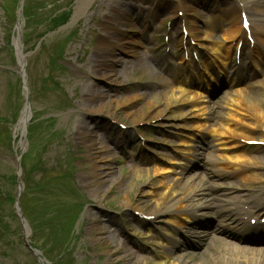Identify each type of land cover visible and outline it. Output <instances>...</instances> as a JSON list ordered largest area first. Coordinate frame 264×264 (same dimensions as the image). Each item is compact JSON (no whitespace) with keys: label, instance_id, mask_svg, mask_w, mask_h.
<instances>
[{"label":"rangeland","instance_id":"rangeland-1","mask_svg":"<svg viewBox=\"0 0 264 264\" xmlns=\"http://www.w3.org/2000/svg\"><path fill=\"white\" fill-rule=\"evenodd\" d=\"M235 1L198 0L206 6L193 4L194 10L179 12L174 0H90L70 26L58 30L71 20L80 0H24L20 18L21 0H0V178L15 175L14 157L19 153V148L14 152L7 147L20 141V130L15 138L13 130L24 106L13 45L18 27L31 114L21 158L20 179L26 185L19 206L27 224L37 226L45 204L59 200L60 223L52 222L34 237L50 264H171L178 257L185 264H215L218 252L227 253L217 238L264 250L250 230L252 220L264 217L246 204L264 194V142L257 137L244 143V150L249 158H257L258 180L211 178L206 139L185 176H203L207 185H217L201 200L210 201V208L200 210L196 221L182 229L163 219L150 224L152 217L146 215L153 208L147 192L161 195L158 182L169 177L153 175L154 160L173 157L170 146L177 130L174 119L157 117L161 108L148 103L180 77L176 43L186 34L182 24L193 21L199 28L209 9L217 7L219 14ZM63 12L69 15L67 22L52 30L49 21ZM120 12L128 15L118 20ZM142 21L147 23L142 26ZM234 64L245 74L252 69L244 56ZM215 80L208 98L216 109L226 83ZM128 99L132 104L124 107ZM40 184L53 192L39 193ZM0 186L15 202L16 184L4 180ZM236 195L241 201L233 205L229 198ZM14 202L4 205L3 221L15 234L9 232L0 243V264H38L23 246L21 225L11 220ZM129 205H138L141 212L134 213ZM229 211L238 213L240 222L227 221L226 233L219 234L214 230L221 223L217 212ZM245 211L249 214L243 215ZM172 231L178 241L170 249L174 243L165 234ZM158 239L168 242L169 252L156 245ZM63 240L68 241L62 249Z\"/></svg>","mask_w":264,"mask_h":264},{"label":"bare ground","instance_id":"bare-ground-1","mask_svg":"<svg viewBox=\"0 0 264 264\" xmlns=\"http://www.w3.org/2000/svg\"><path fill=\"white\" fill-rule=\"evenodd\" d=\"M89 1L80 0L73 19L79 17ZM174 1H177L176 8L179 12L194 10L197 5L206 6L198 4V0H193L192 5ZM215 10L217 7L208 10L209 16L200 21L202 25L199 28L195 27L193 21L187 24L181 22V28L186 34H180L176 43L180 52L177 62L180 77L165 92L151 96L148 103L152 108H161L157 117L168 115L167 118L174 119L177 124L170 146L173 157L154 160L152 167L153 175L169 177H163L158 182L157 190L161 195L157 191L147 192L153 204L152 212L146 214L147 217H152L150 222L147 221L150 224L163 219L174 226V229H182L196 221L200 210L210 208V201L202 203L201 200L208 190L216 191L217 185H207L203 176H185L189 162L195 159L201 142L206 139L209 140V150L205 159L210 165L211 178L220 180L235 176L258 180L255 168H259V163L257 158L251 159L245 154L244 143L252 141L254 137L264 142V0H236L232 5L218 9L219 14ZM127 15L120 12L118 20ZM241 15L248 21L246 29L241 25ZM147 18L148 15L145 16ZM146 23L142 21V26ZM191 42H194L193 46ZM237 56L238 59L244 56V60L249 62L252 69L248 70V74L235 66ZM245 75H248V80ZM215 79L226 83L216 109L208 98L209 88ZM245 81L249 82L248 86ZM137 98L139 96L132 99ZM123 104L128 107L132 103L128 99ZM126 113L129 116L131 112ZM220 160L228 163L225 166L220 165ZM211 200L220 199L213 197ZM262 200L264 194L246 201V204L257 208V214L264 217ZM229 201L234 205L241 199L236 195L230 197ZM129 208L134 213L141 212L138 205H129ZM244 213L243 215H247L249 211ZM237 215L238 213L230 211L217 212L221 223L214 230L219 234L226 233L224 228H227V221L240 222ZM250 220L251 218L247 222ZM256 221L252 220L251 237L259 241L257 243L263 244L264 222ZM172 232L165 234L174 243L170 249L175 248L178 241L175 238L177 234ZM216 240L223 244L222 247L227 253L218 252L213 258L215 264H264L263 249H245L227 244L221 238ZM156 245L166 253L170 251L165 248L168 242L164 240L158 239ZM171 264L185 263L178 257Z\"/></svg>","mask_w":264,"mask_h":264},{"label":"trees","instance_id":"trees-1","mask_svg":"<svg viewBox=\"0 0 264 264\" xmlns=\"http://www.w3.org/2000/svg\"><path fill=\"white\" fill-rule=\"evenodd\" d=\"M68 17H69V15L66 14L65 12H63L61 15H56L53 19H51L49 21V23L52 25L51 26L52 30L56 29L57 27H59L63 24H65L68 20ZM2 72L13 74L12 72H10L8 70H3ZM34 127H35V125H32L31 128H29V130H30L29 134H33L32 130ZM51 135H53V133ZM7 147L8 148L10 147V150L12 151L11 143H8ZM22 163H23V161L21 160V164ZM26 178H28V177L26 176ZM4 180L9 182L10 184H13L14 186L16 184V178H15V175H13V174L12 175H6V176L0 178L1 182H4ZM24 184L26 185V182ZM40 188H41V190L39 191V193L46 194V190H48L50 192V194L53 192V188L51 189L48 185L46 186V184H42V185L40 184ZM1 189L2 188L0 186V243L3 241V238H5L9 234V232L15 234V230L11 229L9 231V226L6 225L7 220L3 221L4 218L2 216V214H4V210H5L4 205L6 203L11 205V203L14 202L13 195L7 194L6 192H4ZM53 199H54V197H53ZM53 199H51V200H53ZM55 199H54L55 202L49 201L45 204L46 206H45L44 214L42 216V222H38L37 226L33 223H29V226L31 228V237L33 236V239H31L30 244L32 247L38 249L47 260H48V257H47L46 250L44 248H42V246H39L35 242L34 237L36 236V233H38V232L41 233L43 231V229H45L52 222H56L59 220V223H60V219H62V216H61L62 215V213H61L62 206L60 205L59 200H57V199L55 200ZM64 207H65V209L70 208L67 204H64ZM72 207H74V206H72ZM75 209H76V207H75ZM11 220L13 222H15L16 224L19 223L18 219H16L14 212H12V219ZM67 241L68 240H63L62 245H61L62 249H63L64 245L67 243Z\"/></svg>","mask_w":264,"mask_h":264},{"label":"water","instance_id":"water-1","mask_svg":"<svg viewBox=\"0 0 264 264\" xmlns=\"http://www.w3.org/2000/svg\"><path fill=\"white\" fill-rule=\"evenodd\" d=\"M24 0L21 1L20 4V9L18 11V17L20 18L21 16V7L23 5ZM73 18H71L69 24H67L66 26L70 25V23H72ZM66 26L60 28L63 29ZM20 28L17 27V39H15L13 41V45L15 47V52H16V57H17V62H18V68H17V74L20 76L21 78V85H22V95L24 98V106H23V110L20 113V116L18 118V120L15 123L14 126V130H13V138L16 137V132L18 130H20V138L22 139V141H19L17 146L19 147V154L15 155V162H16V177H17V185H18V192H17V197L15 200V212L20 220L21 226H22V241L24 244V247L27 248L37 259L39 264H49L41 255V253L36 250L33 249L30 245H29V236H30V229L26 223V221L24 220L21 210H20V206H19V199L20 196L22 194L23 191V185L20 181V176H21V167H20V161L22 158L23 153L25 152L26 148H27V141H26V134H27V126H28V122L29 119L31 117L30 114V110H29V99H28V86H27V81L25 78V72H24V66H25V55L22 53V49H21V45H20ZM19 42V44L17 45V43ZM19 60H21L19 62ZM17 146H14V151L16 150Z\"/></svg>","mask_w":264,"mask_h":264},{"label":"snow or ice","instance_id":"snow-or-ice-1","mask_svg":"<svg viewBox=\"0 0 264 264\" xmlns=\"http://www.w3.org/2000/svg\"><path fill=\"white\" fill-rule=\"evenodd\" d=\"M245 26H247V25H245Z\"/></svg>","mask_w":264,"mask_h":264}]
</instances>
